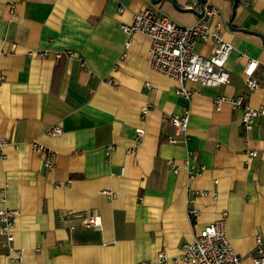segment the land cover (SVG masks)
I'll use <instances>...</instances> for the list:
<instances>
[{"label":"crops","instance_id":"0c3cea01","mask_svg":"<svg viewBox=\"0 0 264 264\" xmlns=\"http://www.w3.org/2000/svg\"><path fill=\"white\" fill-rule=\"evenodd\" d=\"M176 3L202 9L197 0ZM209 6L218 8L210 22L234 47L231 80L187 82L196 92L186 98L177 81L150 69V38L135 32L126 47L121 24L143 8L184 26L197 13L172 0H0V138L8 143L0 151V210L18 211L19 251L7 258L0 233V264H163L160 252L177 256L224 211L234 250L253 264L255 238L264 239V116L247 130L241 110L224 102L217 111L214 99L245 95L252 107L264 106V83L250 90L244 74L249 59L264 66V0H237L236 8L234 0H206ZM39 50L49 54H30ZM195 51L209 56L214 44L199 41ZM185 110L188 140L169 143L168 117ZM55 126L61 134L49 135ZM138 128L145 130L139 144ZM32 141L54 152L51 169ZM189 151L197 161L186 164ZM198 164L204 171L190 178ZM89 211L100 214L101 228L82 225Z\"/></svg>","mask_w":264,"mask_h":264},{"label":"built area","instance_id":"2783aa9c","mask_svg":"<svg viewBox=\"0 0 264 264\" xmlns=\"http://www.w3.org/2000/svg\"><path fill=\"white\" fill-rule=\"evenodd\" d=\"M15 2L10 3V10L14 12ZM125 11L124 6H120L119 12ZM218 13V8L209 6L204 8V14L199 20L190 26L178 24L168 16L152 8H143L132 14L130 23H122L121 29L127 34L129 47L132 36L135 32L146 34L151 45L148 53V65L154 72L163 74L178 82L177 93L186 98H190L196 91L186 86L187 82L199 83L203 86H220L230 83L231 75L226 68L227 60L234 47L223 39L220 33V24L212 25L210 20ZM212 42L214 51L209 56H204L195 51L196 44ZM46 56L47 50L30 51V54ZM64 53L71 58H76V54L67 50ZM63 52L56 51V58H61ZM124 55V53H123ZM85 65L83 58H79ZM259 71V76L256 73ZM244 74L246 84L250 90H255L264 83V66L260 67L259 61L249 59L245 67ZM224 102H229L234 109L242 111V123L245 129L253 127L256 119L264 116V106L252 107L245 95L228 98L219 96L214 99V105L219 111ZM142 114L148 112V107H143ZM169 122L174 127V134L167 137V141L172 144L180 140L186 142L189 136V110L181 114H172L168 117ZM62 132L60 126L50 128L47 133L57 136ZM145 134L143 128L137 129V143H141ZM4 138H0V151L3 152L7 145ZM32 150L44 154L45 166L51 169L54 166V152L37 141L31 142ZM114 148L113 145L107 147V152ZM131 153L135 149L130 150ZM250 155H257L256 151H250ZM197 161L196 155L188 152L185 163ZM168 166L175 173L179 172L180 166L173 160L168 161ZM204 171V166L197 165L190 171V178L200 175ZM105 194L114 196L110 191ZM5 200V197H4ZM193 217L197 210L190 209ZM18 211L9 207L0 210V233L4 237L3 244L8 248L6 257L16 259L19 251L13 247L14 228ZM82 225L87 228L99 229L102 227L101 216L98 212L89 211L83 214ZM256 249L253 256V264H264V239L258 234L255 238ZM16 251V252H15ZM160 262L163 264H242V257L234 250V247L227 233V212H222L215 221L205 225L203 229L190 242L184 243L180 253L175 257H169L165 252L159 253ZM140 264H149L142 261Z\"/></svg>","mask_w":264,"mask_h":264},{"label":"water","instance_id":"95a60500","mask_svg":"<svg viewBox=\"0 0 264 264\" xmlns=\"http://www.w3.org/2000/svg\"><path fill=\"white\" fill-rule=\"evenodd\" d=\"M151 1H152V3H154V4H157V3H159L161 0H151ZM205 1H206V0H197V2L202 6L201 11L198 12V11H197L196 9H194V8H183V7H180L179 5H177L176 0H172L173 4H174L177 8H179L180 10H183V11H193V12L197 13L199 17H202L203 14H204V5H205ZM236 5H237V0H234V8H236ZM234 12H235V10L233 11V15H234Z\"/></svg>","mask_w":264,"mask_h":264}]
</instances>
